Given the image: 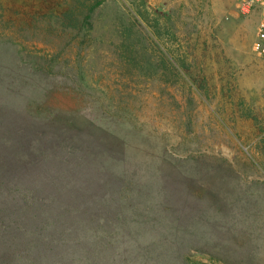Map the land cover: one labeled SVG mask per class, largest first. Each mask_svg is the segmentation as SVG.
<instances>
[{
	"label": "rangeland",
	"instance_id": "rangeland-1",
	"mask_svg": "<svg viewBox=\"0 0 264 264\" xmlns=\"http://www.w3.org/2000/svg\"><path fill=\"white\" fill-rule=\"evenodd\" d=\"M239 1L0 0V115L76 111L121 184L120 211L91 217L53 260L264 264V61L259 13ZM14 59L33 72L6 74ZM1 190L0 207L21 210ZM46 211L51 225L69 214ZM11 239L0 264L15 263Z\"/></svg>",
	"mask_w": 264,
	"mask_h": 264
},
{
	"label": "trees",
	"instance_id": "trees-1",
	"mask_svg": "<svg viewBox=\"0 0 264 264\" xmlns=\"http://www.w3.org/2000/svg\"><path fill=\"white\" fill-rule=\"evenodd\" d=\"M41 64L44 65L39 70L52 67L47 62ZM12 67L6 74L15 76L13 73L22 69L27 74L33 72L30 66L20 67L16 59ZM85 121L76 111L55 110L46 105L16 115L8 108L0 115V192L1 185L7 184L18 192L21 201L26 198L21 210L14 201L0 207V240L11 236L12 254L19 260H14V264H60L63 260L52 259L53 251L76 248V240L80 239H70L78 233L76 230H81L79 226H86L91 217H98L96 214L115 215L120 211L121 184L103 170L110 166L113 156L96 154L95 149L88 148L91 135L81 132L79 122L89 131H102ZM111 139L120 143L118 135ZM67 209L69 214L59 217L62 221L56 224L42 218L46 210L60 214ZM19 210L21 227L14 228L9 225L10 218Z\"/></svg>",
	"mask_w": 264,
	"mask_h": 264
},
{
	"label": "built area",
	"instance_id": "built-area-1",
	"mask_svg": "<svg viewBox=\"0 0 264 264\" xmlns=\"http://www.w3.org/2000/svg\"><path fill=\"white\" fill-rule=\"evenodd\" d=\"M238 7L243 14L259 13L253 52L257 58L264 61V0H240Z\"/></svg>",
	"mask_w": 264,
	"mask_h": 264
}]
</instances>
